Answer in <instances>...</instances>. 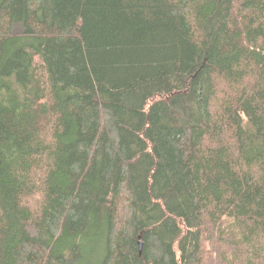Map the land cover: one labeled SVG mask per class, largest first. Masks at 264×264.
I'll list each match as a JSON object with an SVG mask.
<instances>
[{
  "label": "trees",
  "instance_id": "trees-1",
  "mask_svg": "<svg viewBox=\"0 0 264 264\" xmlns=\"http://www.w3.org/2000/svg\"><path fill=\"white\" fill-rule=\"evenodd\" d=\"M0 264H264V0H0Z\"/></svg>",
  "mask_w": 264,
  "mask_h": 264
}]
</instances>
